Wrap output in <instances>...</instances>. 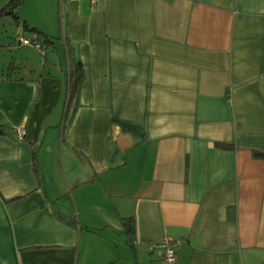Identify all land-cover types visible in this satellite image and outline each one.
<instances>
[{
  "label": "crops",
  "instance_id": "0c3cea01",
  "mask_svg": "<svg viewBox=\"0 0 264 264\" xmlns=\"http://www.w3.org/2000/svg\"><path fill=\"white\" fill-rule=\"evenodd\" d=\"M52 3L0 70V264H264V0Z\"/></svg>",
  "mask_w": 264,
  "mask_h": 264
},
{
  "label": "rangeland",
  "instance_id": "374dc122",
  "mask_svg": "<svg viewBox=\"0 0 264 264\" xmlns=\"http://www.w3.org/2000/svg\"><path fill=\"white\" fill-rule=\"evenodd\" d=\"M8 1L9 0H0V9L3 8ZM52 2L53 0H22V8L18 12L20 20L17 24L13 22L12 25L10 16H0V70L3 68L7 69L6 67L11 61H16V63L21 66L26 64L27 59L28 64L31 63L32 53H36L37 56H35V59L37 57L39 61L41 55H38L40 52L37 48L31 45L28 46V48H24L26 46H21L19 43L22 36L27 38L33 37L31 35L32 33L22 29V21L26 19L30 25L47 24L49 28H55L54 21L57 19V12L55 7L54 13ZM35 63L38 62L35 61Z\"/></svg>",
  "mask_w": 264,
  "mask_h": 264
},
{
  "label": "trees",
  "instance_id": "16d2710c",
  "mask_svg": "<svg viewBox=\"0 0 264 264\" xmlns=\"http://www.w3.org/2000/svg\"><path fill=\"white\" fill-rule=\"evenodd\" d=\"M22 4H23L22 0H9L4 5V7L0 9V16H5V15L10 16V22H12V25H13V22L17 24L18 21L20 20V18L18 17V12L19 10H21ZM22 29L25 31H29L30 33H35L37 36L36 40L39 41L40 44L42 42L41 41L42 37L46 38L43 42H47L51 40L49 37H45V35H43V33L40 32L38 29L29 26L25 21H22ZM41 48L43 49V47ZM74 65L75 66L72 65L70 69V73H69L67 103H71L75 99V93L77 92V84L80 81L81 75H82L81 74L82 70L80 68V65L79 64H74ZM215 146L218 148H229V146L222 145V144H216ZM33 153L35 154L34 150H33ZM254 157L258 159H264V155H261V154H254ZM123 227L127 234L131 233L133 231L132 219L123 220Z\"/></svg>",
  "mask_w": 264,
  "mask_h": 264
},
{
  "label": "built area",
  "instance_id": "2783aa9c",
  "mask_svg": "<svg viewBox=\"0 0 264 264\" xmlns=\"http://www.w3.org/2000/svg\"><path fill=\"white\" fill-rule=\"evenodd\" d=\"M70 0H58L59 5L62 6L65 2ZM20 44L23 46H33L37 49H40L39 45L34 41L30 42L24 38H20ZM181 244V241H164L161 243H158L157 245L153 246V250H161L163 259L168 262L169 264H173L176 261L177 253L176 250Z\"/></svg>",
  "mask_w": 264,
  "mask_h": 264
},
{
  "label": "water",
  "instance_id": "95a60500",
  "mask_svg": "<svg viewBox=\"0 0 264 264\" xmlns=\"http://www.w3.org/2000/svg\"><path fill=\"white\" fill-rule=\"evenodd\" d=\"M2 131L0 130V135H1Z\"/></svg>",
  "mask_w": 264,
  "mask_h": 264
}]
</instances>
